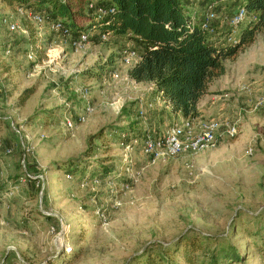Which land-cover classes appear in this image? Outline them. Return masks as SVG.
<instances>
[{"label": "rangeland", "instance_id": "1", "mask_svg": "<svg viewBox=\"0 0 264 264\" xmlns=\"http://www.w3.org/2000/svg\"><path fill=\"white\" fill-rule=\"evenodd\" d=\"M184 1L197 22L211 6L223 18L242 5ZM4 18L38 30L48 49L64 51L50 63L47 50L36 63L28 58L27 35L0 28V117L4 123L0 128L4 142V150L0 149V264H128L146 248H165L183 236L196 235L226 238V246L236 248L245 259L234 264H264L259 253L264 249V106H255L264 90V31L230 60L246 66L234 90L220 88L225 75L231 82L230 74L212 83L216 95L224 98L228 92L227 103L242 102L235 114L220 120L236 123L239 134L221 137L215 148L200 154L154 162L138 148L127 158L120 147V135L128 128L122 125L127 106L121 112L118 108L126 90L133 88L127 78L130 67L122 61L123 47H116L112 38L105 42L91 33L90 44L75 52L48 24L39 27L1 2L0 22ZM252 19L246 18L234 31L226 22L216 24L214 42L230 44L231 34L239 40ZM125 41H132L129 48L142 52L135 39ZM97 65L108 66L103 77L82 75ZM71 70L80 73H63ZM244 86L252 89L251 95L241 90ZM82 89L90 92L95 108L85 121L80 120L84 103L78 92ZM28 90L31 95L21 105ZM32 117L36 120L30 121ZM48 117L52 120L43 122ZM67 119L75 123L73 131L65 128ZM11 122L31 138L34 150L37 147L36 157L35 151L28 157L27 171L43 177L44 190L41 178L37 184L24 182L21 147ZM100 131L108 142H90ZM5 146L13 149L11 155ZM90 148L99 158L110 150L105 156L111 157L107 166L113 173L99 176V183L91 188H81L87 175L97 174L93 168L79 179L54 164L82 160ZM98 157L86 162L94 170L101 161ZM31 161L36 162L33 170ZM47 210L54 215L46 216ZM208 248L213 250V244ZM207 260L200 253L199 264Z\"/></svg>", "mask_w": 264, "mask_h": 264}, {"label": "trees", "instance_id": "2", "mask_svg": "<svg viewBox=\"0 0 264 264\" xmlns=\"http://www.w3.org/2000/svg\"><path fill=\"white\" fill-rule=\"evenodd\" d=\"M242 4L248 17H253L243 30L236 45L214 42L209 34L202 31L200 22L189 12L184 0H4L11 8L36 12L50 20L61 21L71 29L73 36L97 32L100 36H124L131 34L142 43V53L138 63L128 71V76L136 83H153L156 94L168 103L173 112H180L184 118L200 116L198 104L209 92L210 84L226 73L225 61L236 58L245 46L252 44L257 35L264 31V0H217ZM94 4L95 9H90ZM99 10L110 11L103 15ZM28 30L26 45L36 53V61H42L48 46L40 38L38 30L26 25ZM53 33V32H52ZM77 38V37H75ZM39 40L41 45H39ZM107 65L87 68L84 76L103 77ZM31 90L21 97L25 105ZM48 114V113H47ZM0 117V128L3 126ZM35 121L32 117L30 121ZM51 118L43 120L47 123ZM12 128V127H11ZM15 133V132H14ZM16 134V133H15ZM18 141V136L16 135ZM104 144V132L100 131L90 138ZM106 149H111L109 146ZM110 150H106L107 155ZM22 154V150H21ZM97 156L96 150L84 153L83 159H70L56 162L55 168L83 178L89 168H93L92 178L111 175L107 166L111 157ZM98 157L94 166H88L89 159ZM109 167V168H108ZM23 169V168H22ZM31 169V166H30ZM28 170V169H27ZM32 170V169H31ZM25 173V172H24ZM30 174V173H29ZM26 175V173H25ZM89 176V175H87ZM26 181L37 184L39 180L28 177ZM39 186V185H38ZM41 188V186L39 187ZM45 216V215H43ZM213 244V250L209 245ZM226 238L215 236H183L179 242L168 247L146 248L134 256L128 264H199L200 253L208 260L205 264L243 263L245 259L236 248L227 247ZM182 246V247H181ZM181 247V248H180ZM264 257V249H259Z\"/></svg>", "mask_w": 264, "mask_h": 264}, {"label": "built area", "instance_id": "3", "mask_svg": "<svg viewBox=\"0 0 264 264\" xmlns=\"http://www.w3.org/2000/svg\"><path fill=\"white\" fill-rule=\"evenodd\" d=\"M4 0H0V3ZM196 3L207 2L208 0H192ZM213 6L209 7L206 12L204 19L200 21V28L203 32L212 36L211 38L214 40V36L216 34V24L221 21L226 22L229 28L233 31L237 29L244 21L247 16V12L243 6L238 7L230 16L221 17L213 8ZM90 9H95L94 4H90ZM19 14L25 16L33 24L44 27L48 24L50 27V31L62 36L65 39V43H69L70 47L75 51L79 52L85 49L90 44L91 33H82L77 38H74L73 33L70 28L65 26L61 21H53L50 18L34 13L31 11H25L20 9ZM99 12L103 15H107L108 13H112L113 10L104 11L99 10ZM222 23V22H221ZM6 27L11 33H24L28 35V30L25 27H21L17 24L16 21L9 18H4L0 22V28ZM102 40L105 42L109 41L108 35H102ZM230 44L236 45L238 40L235 39L234 34H231L227 39ZM64 49L59 50L56 48H49L47 51V56L50 60V63H54L58 58H60ZM122 61L125 66L134 67L138 61L140 60V54L133 48H128L124 51L122 56ZM28 58L32 61L36 59V53L31 48V51L28 53ZM64 74H78L79 70H71L64 71ZM135 87L138 83L132 81L129 76L127 77ZM242 91L251 95L252 89L249 87H242ZM79 97L84 103L83 107V115L80 117L81 121H85L89 116H91L95 112V108L92 106L90 92L86 89L79 90ZM255 106L262 107L264 106V90L263 93L256 98ZM145 115L144 107L140 110V116L143 117ZM65 128L68 131H73L76 127L75 123L72 120L67 119L65 121ZM12 130L18 136V142L20 144L22 150V161L21 165L26 173L27 177L32 180L43 179L42 176L35 177L28 173L27 171V160L28 157L33 154L34 147L30 146L31 138L25 136L23 131L18 127L14 122H11ZM239 134V128L236 123L233 122H222L218 120H199L198 118H185L180 124L173 126L169 132L165 136H151L148 135L141 140L137 139L130 131H124L121 134V142L120 147L124 153V156L127 158L134 155L135 151L140 150L141 153L153 160L154 162H167L168 160L176 159L184 155L188 154H200L212 148H215L218 144V141L221 137L226 136L228 138H235ZM0 148H4L3 139L0 137ZM5 152L7 155H11L13 153L12 148H5ZM252 152V149L250 150ZM70 178H72L70 176ZM40 179V182H41ZM100 179L97 177L90 178L86 176L81 181V188H91V186H95L99 183ZM42 189H45L44 179L42 181ZM48 212H43L46 216H52L54 214L51 213V210H47ZM53 230H55L53 228Z\"/></svg>", "mask_w": 264, "mask_h": 264}, {"label": "crops", "instance_id": "4", "mask_svg": "<svg viewBox=\"0 0 264 264\" xmlns=\"http://www.w3.org/2000/svg\"><path fill=\"white\" fill-rule=\"evenodd\" d=\"M92 34L94 35L93 37H97L99 39L101 38V36L97 32H93ZM128 37L135 39L137 42L139 41L136 38H134L131 34H127L124 36H113V37L110 36L109 39L111 38L114 39L113 41L117 43L116 47L119 45L126 50L129 47H131L133 41V40L125 41ZM138 43L139 45L142 46L141 42ZM231 62L232 61L230 60H227L225 62L226 74L228 75L230 74L229 77L231 79V82L229 79L227 80L225 79L227 75L223 77L224 78L223 80L219 81V83L222 84L220 85V88L226 89L228 91H232V89L234 88V82L236 81V78L239 77L238 78L239 81L242 74L244 73V69L246 68L244 64L238 66L232 64ZM250 66L253 65L250 64ZM250 68L253 69L254 67H250ZM215 80L212 83L218 82ZM212 83L209 86V91H208L209 93L203 96L198 104V108L200 112V116L198 117L199 120L218 119V121H220L231 114L232 115L235 114L236 111L239 109L240 105L242 104V102L241 103L238 102L237 104L232 103V105L229 104L230 102L228 101L229 98H227L228 97L227 91L225 92V95L227 97L224 96L223 98L221 96L216 95L215 94L216 90L214 89ZM122 98L123 99H121L120 102L121 104H119L120 107L118 106L119 107L118 109L121 112V109L123 110L125 105L127 106L125 121L122 123V125L128 127L125 128L123 132L130 131L133 134V136H135L137 139L141 141L143 138H145L148 135L155 137L165 136L173 126L180 124L185 119L180 112H173L171 106L168 103H166V101H164L161 96L156 94L153 83H138L135 87L133 88L131 87L130 90H126V96ZM92 99H95V96H93ZM143 107L145 109V115L141 117L140 110H142ZM119 140L121 142V135ZM0 149L4 150V148H0ZM34 151L35 154L33 155V157L37 154V147ZM35 165L36 162L31 161L30 166L32 170L36 168ZM24 182H26V180ZM10 195L9 196L12 197L14 193Z\"/></svg>", "mask_w": 264, "mask_h": 264}]
</instances>
